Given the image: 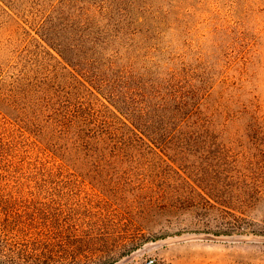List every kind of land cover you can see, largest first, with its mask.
<instances>
[{
	"label": "trees",
	"instance_id": "trees-1",
	"mask_svg": "<svg viewBox=\"0 0 264 264\" xmlns=\"http://www.w3.org/2000/svg\"><path fill=\"white\" fill-rule=\"evenodd\" d=\"M49 3L19 11L53 64L0 69V264H117L167 231L157 215L264 239V153L209 145L212 66L144 0Z\"/></svg>",
	"mask_w": 264,
	"mask_h": 264
},
{
	"label": "rangeland",
	"instance_id": "rangeland-1",
	"mask_svg": "<svg viewBox=\"0 0 264 264\" xmlns=\"http://www.w3.org/2000/svg\"><path fill=\"white\" fill-rule=\"evenodd\" d=\"M13 1L15 8L0 0V69L16 63L53 64L34 41L41 42L35 30L38 18L19 9L41 1L50 2V7L60 0ZM144 1L152 5L147 17L160 10L159 15L175 28L168 35L172 46L200 63L201 69L212 66L209 75L216 85L208 103L218 109L210 130L212 154L223 149L230 160L257 161L264 153V0ZM42 69L38 70L43 73ZM255 118L259 125L252 124ZM255 215L264 217V199ZM155 217L167 231L155 227L156 239L142 243L117 264H144L150 259L154 264H264L263 238L207 239L210 236L199 232L189 215Z\"/></svg>",
	"mask_w": 264,
	"mask_h": 264
},
{
	"label": "built area",
	"instance_id": "built-area-1",
	"mask_svg": "<svg viewBox=\"0 0 264 264\" xmlns=\"http://www.w3.org/2000/svg\"><path fill=\"white\" fill-rule=\"evenodd\" d=\"M144 264H154V260H153V259H150V260H148V261H145Z\"/></svg>",
	"mask_w": 264,
	"mask_h": 264
}]
</instances>
